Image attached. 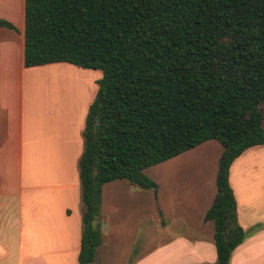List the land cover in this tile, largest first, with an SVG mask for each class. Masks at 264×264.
I'll list each match as a JSON object with an SVG mask.
<instances>
[{
    "label": "trees",
    "instance_id": "trees-1",
    "mask_svg": "<svg viewBox=\"0 0 264 264\" xmlns=\"http://www.w3.org/2000/svg\"><path fill=\"white\" fill-rule=\"evenodd\" d=\"M24 37L25 66L64 61L102 73L78 161V264L101 244L103 184L156 192L146 167L210 139L223 151L204 219L214 223L211 264H229L245 236L229 167L264 145V0H25Z\"/></svg>",
    "mask_w": 264,
    "mask_h": 264
},
{
    "label": "crops",
    "instance_id": "crops-1",
    "mask_svg": "<svg viewBox=\"0 0 264 264\" xmlns=\"http://www.w3.org/2000/svg\"><path fill=\"white\" fill-rule=\"evenodd\" d=\"M0 21L8 23L0 25V264H78V161L102 73L64 61L25 66V0H0ZM222 151L210 139L146 167L156 192L125 179L103 184L101 244L89 264L215 262L214 223L204 215ZM228 180L245 232L229 264H260L264 145L235 158Z\"/></svg>",
    "mask_w": 264,
    "mask_h": 264
},
{
    "label": "rangeland",
    "instance_id": "rangeland-1",
    "mask_svg": "<svg viewBox=\"0 0 264 264\" xmlns=\"http://www.w3.org/2000/svg\"><path fill=\"white\" fill-rule=\"evenodd\" d=\"M122 203H123V205H124V208H126V207H132V205H133V201H132V199L131 198H127L126 196H125V194L123 195V198H122ZM147 205H149V204H147ZM148 210V209H147ZM148 212V211H147ZM101 218H100V223H101ZM103 223V222H102ZM131 238V237H130ZM135 242H137V238H135ZM136 245H138V243L136 244ZM257 258H258V261L260 262V264H264V253H260V254H258L257 256H256Z\"/></svg>",
    "mask_w": 264,
    "mask_h": 264
}]
</instances>
